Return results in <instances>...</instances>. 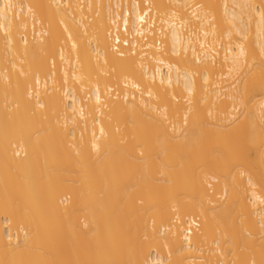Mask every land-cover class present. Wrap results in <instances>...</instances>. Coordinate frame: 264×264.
I'll list each match as a JSON object with an SVG mask.
<instances>
[{"label": "bare ground", "instance_id": "6f19581e", "mask_svg": "<svg viewBox=\"0 0 264 264\" xmlns=\"http://www.w3.org/2000/svg\"><path fill=\"white\" fill-rule=\"evenodd\" d=\"M0 264H264V0H0Z\"/></svg>", "mask_w": 264, "mask_h": 264}, {"label": "rangeland", "instance_id": "374dc122", "mask_svg": "<svg viewBox=\"0 0 264 264\" xmlns=\"http://www.w3.org/2000/svg\"><path fill=\"white\" fill-rule=\"evenodd\" d=\"M33 30L31 29L30 31H29V33H27V36H28V38H31L32 36H33ZM187 218L188 217H186L185 218V227L187 226V224H186V220H187ZM195 218L197 219L198 217L195 215ZM197 223H199V220L197 221ZM197 228H199V227H197Z\"/></svg>", "mask_w": 264, "mask_h": 264}, {"label": "built area", "instance_id": "2783aa9c", "mask_svg": "<svg viewBox=\"0 0 264 264\" xmlns=\"http://www.w3.org/2000/svg\"><path fill=\"white\" fill-rule=\"evenodd\" d=\"M113 26V25H112ZM113 28H114V26H113ZM117 35H118V32L117 31H115V29L112 31V37L113 38H116L117 37ZM119 43H117V45H118ZM121 44V43H120Z\"/></svg>", "mask_w": 264, "mask_h": 264}]
</instances>
